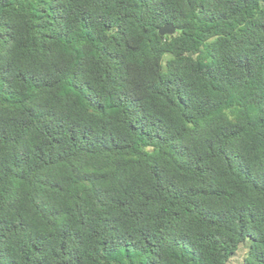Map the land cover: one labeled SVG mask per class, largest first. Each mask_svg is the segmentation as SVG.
Masks as SVG:
<instances>
[{"label":"trees","instance_id":"trees-1","mask_svg":"<svg viewBox=\"0 0 264 264\" xmlns=\"http://www.w3.org/2000/svg\"><path fill=\"white\" fill-rule=\"evenodd\" d=\"M0 264H264V0H0Z\"/></svg>","mask_w":264,"mask_h":264},{"label":"water","instance_id":"water-1","mask_svg":"<svg viewBox=\"0 0 264 264\" xmlns=\"http://www.w3.org/2000/svg\"><path fill=\"white\" fill-rule=\"evenodd\" d=\"M174 31H175V28L170 23H167V24H165V25H163L162 27L159 28V33L161 35H164V34H173Z\"/></svg>","mask_w":264,"mask_h":264}]
</instances>
